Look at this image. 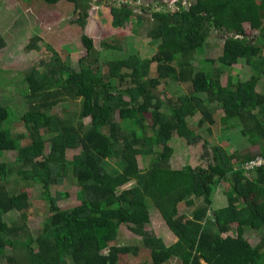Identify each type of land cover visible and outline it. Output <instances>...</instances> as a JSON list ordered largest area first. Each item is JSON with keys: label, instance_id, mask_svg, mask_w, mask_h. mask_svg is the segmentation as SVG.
<instances>
[{"label": "trees", "instance_id": "trees-1", "mask_svg": "<svg viewBox=\"0 0 264 264\" xmlns=\"http://www.w3.org/2000/svg\"><path fill=\"white\" fill-rule=\"evenodd\" d=\"M43 1L54 4L60 0ZM68 1L80 8L75 22L83 26L88 1ZM176 5L175 10L151 9L147 34L157 41V52L149 59H140L137 54L114 58L105 62L106 71L102 72L97 58H80L76 69L58 57L57 66L49 70L50 78L45 81L39 82L29 73L28 108L20 116L31 139L25 145L21 144L23 134H13L17 115H12L0 92V258L5 257V264H119L120 254L138 250L110 244L122 224L131 225L142 237L152 264L173 259L180 264H264V165L248 170L251 176L244 174L243 167L250 159L264 155V93L256 91L257 82L264 76V18L260 17L264 0H195L186 7L177 0ZM115 11L120 26L133 15V9L125 4ZM244 23L257 30L254 40L245 33ZM211 28L235 34L224 38L217 61L222 66L243 61L251 71L247 79L228 76L221 84L220 72L207 75L203 69H194V54ZM83 38L90 53L92 40L85 35ZM5 45L0 34V50ZM152 62L157 63L156 76L149 75ZM167 78L186 86L188 94L182 100L160 99L156 88ZM123 82L127 85L122 96L129 99L125 104L122 96L112 92ZM64 99L78 101V120L52 112ZM205 100L220 102V120L240 119L242 133L260 150L238 156L214 145L207 167H172L169 160L174 149L169 142L174 136L189 145L201 139L186 117L199 111L198 126L214 122ZM146 111L150 112V125L144 122ZM84 117L90 118L87 125L80 121ZM135 146L142 154L154 155L143 169ZM78 147L79 152L68 159L67 151ZM8 150L17 151V183L42 187L44 203L33 213L28 192L9 189L12 167L2 160ZM115 154L124 167L110 172L103 162ZM67 175L79 185L76 197L80 202L62 208L58 200L67 192L53 196L49 186ZM224 179L230 180L224 190L226 204L212 209L214 185ZM251 192L256 202L242 204L241 199ZM196 199L202 204L189 215L180 212V203L191 207ZM148 203L176 237L174 242L166 244L143 229L150 222ZM12 211L20 213L21 223L9 225L4 221V215ZM40 212L48 230L33 236L25 221ZM234 224L235 234H227ZM249 228L263 231L256 244L244 236V229ZM7 248L10 253L5 252ZM139 264H146V260Z\"/></svg>", "mask_w": 264, "mask_h": 264}, {"label": "rangeland", "instance_id": "rangeland-1", "mask_svg": "<svg viewBox=\"0 0 264 264\" xmlns=\"http://www.w3.org/2000/svg\"><path fill=\"white\" fill-rule=\"evenodd\" d=\"M87 1V16L84 25L81 26L75 22L80 8H75V5L68 0H60L54 4L46 3L43 0H30L28 2L25 0H0V34L6 41L5 47L0 50V92L6 101L5 103L10 107L12 115H17L12 124V131L14 136L23 134L22 145L29 143L31 140L25 123L20 117L28 108L29 85L26 76L29 73H33L39 82L45 81L50 78L49 70L57 66L58 57L64 64L76 69L79 68L78 60L80 58H97L102 72L106 71L105 62L114 58L137 54L140 59H149L157 52V41L151 40L147 34L151 26V9L175 10L177 8V0ZM193 1L182 0V3L186 7ZM121 4L133 9V15L123 26L116 23L115 9ZM260 17L264 18L263 11H260ZM243 26L248 38L254 40L257 30L251 28L248 23H244ZM83 35L92 40L90 53ZM227 36H235V34L228 33L222 28H211L205 43L195 52L192 59L194 69H203L207 75L220 72L221 84H225L228 76L243 81L251 73L249 66L244 64L243 61L234 63L231 66H222L217 61V57L221 54L224 38ZM106 43L119 45L120 48H111ZM262 50V53H264V46ZM156 64V62L150 64V76L157 75ZM126 85L127 83L123 82L113 88L112 92L121 97ZM156 91L163 102L169 98L182 100L188 94L186 86L168 78L161 80ZM256 91L264 93V76H261L257 82ZM121 99L123 104L129 100L127 95L122 96ZM205 103L213 114L214 122L212 124L207 122L202 126H198L197 122L201 118L199 111L186 117L189 127L200 134L201 139L196 144L189 145L184 139L174 136L169 142L174 149L169 160L172 167H181L186 164L207 167V164L211 162V149L214 145L223 147L227 154L238 156L260 150V146L251 144L247 134L242 133L240 119L222 121L220 116L223 115V112L220 102L205 100ZM163 109L167 110L164 105ZM78 111V101L70 99H64L52 109V112L63 118L73 117L77 120L76 114ZM114 117L119 120L116 112ZM144 117L145 124L150 125V112H144ZM89 119V117H84L80 121L87 125ZM136 133L139 135L140 131L136 130ZM45 136L48 137L49 134L46 133ZM79 150V147L68 150L66 157L71 159ZM135 151L139 167L143 169L150 163L154 155L142 154L137 146H135ZM16 155L17 151L8 150L2 157V160H5L12 167V173L9 176L10 184L7 185L14 192L21 190L28 192L31 204L29 210L33 213L36 207H41L44 203L42 187L38 184L17 183L20 178L17 171L20 164L16 161ZM236 159L237 157L233 158L232 162H235ZM103 164L110 172L120 171L124 167L123 160L117 154L106 158ZM244 174L251 176L252 172L245 170ZM210 176H213L212 173H210ZM229 183V179H224L214 185L212 209L226 204L224 190ZM78 189L79 185L71 175L65 176L60 183H53L49 186V191L53 196H56L59 191L67 192L66 196L58 200V204L62 208L79 204L80 201L76 197ZM247 201L256 202L254 193L251 192L241 199L242 204ZM201 204V199H196L195 204L191 207L180 203L179 210L180 212L185 211L189 215L193 208H197ZM149 213L150 222L144 224L143 229L161 237L166 244L170 243L173 235L158 211L151 204H149ZM207 215L208 217L211 216V210L208 211ZM3 218L9 225L22 222L20 213L17 211H12L4 215ZM25 224L33 236L48 230L47 221L41 212L37 216L31 215L25 221ZM235 225L227 234H235ZM130 226L129 224L120 225L116 239L111 241L110 244L134 246L138 247V250L120 254L118 263L139 264L146 260V264H152L148 250L143 247L142 237L134 233ZM262 233V230L244 229V236L253 244L259 241ZM21 238L23 239V237ZM10 251L11 249L7 248L5 252L10 253ZM0 261L5 264V257H1ZM164 264H180V262L173 259ZM200 264L206 263L201 262Z\"/></svg>", "mask_w": 264, "mask_h": 264}, {"label": "built area", "instance_id": "built-area-1", "mask_svg": "<svg viewBox=\"0 0 264 264\" xmlns=\"http://www.w3.org/2000/svg\"><path fill=\"white\" fill-rule=\"evenodd\" d=\"M264 165V155H258L253 159L245 162L243 167L246 171L251 170L253 167Z\"/></svg>", "mask_w": 264, "mask_h": 264}, {"label": "crops", "instance_id": "crops-1", "mask_svg": "<svg viewBox=\"0 0 264 264\" xmlns=\"http://www.w3.org/2000/svg\"><path fill=\"white\" fill-rule=\"evenodd\" d=\"M194 1H195V0H194ZM195 201H196V200H195ZM194 204H195V202H194ZM194 204H193V205H194ZM193 205H192V206H193ZM193 209H195V208H193ZM171 233H172V232H171ZM172 235H173V234H172ZM171 240H172V241H171ZM171 240H170V243L174 242V241L176 240V237L173 235V238H171ZM170 243H168V244H170Z\"/></svg>", "mask_w": 264, "mask_h": 264}]
</instances>
